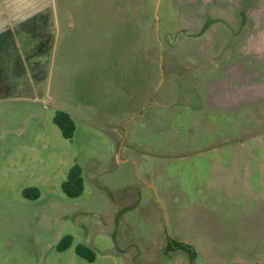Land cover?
<instances>
[{
    "label": "rangeland",
    "instance_id": "obj_1",
    "mask_svg": "<svg viewBox=\"0 0 264 264\" xmlns=\"http://www.w3.org/2000/svg\"><path fill=\"white\" fill-rule=\"evenodd\" d=\"M102 5L0 0L23 56L0 78V264H189L167 237L194 264H264V0H126L124 104L111 37L87 30Z\"/></svg>",
    "mask_w": 264,
    "mask_h": 264
},
{
    "label": "crops",
    "instance_id": "obj_2",
    "mask_svg": "<svg viewBox=\"0 0 264 264\" xmlns=\"http://www.w3.org/2000/svg\"><path fill=\"white\" fill-rule=\"evenodd\" d=\"M104 4L102 7H107L109 9L103 10L105 12V16L103 17H95L90 18L91 25L87 26V30L90 34H99L104 35L106 33L109 34L110 45L114 48V62L117 63V68L120 70L119 76L125 80V85L122 87V103L126 101V0H103ZM66 21L69 25H72V18L68 17ZM65 23V21L61 20L60 23ZM18 42L16 37L11 32H3L0 31V61L3 63L10 64L9 61V53L7 54V49L9 51H13L16 49L17 55L18 51ZM4 54H7L8 57L6 61H4ZM116 68V67H115ZM119 100L118 97H116ZM124 108V107H123ZM80 107L77 104L72 103L71 107L64 106L63 111L67 112L71 118L79 116ZM89 113V111L87 112ZM117 115L121 114L120 112H116ZM123 114V113H122ZM111 129L110 132L112 134L118 135L121 133L122 128L125 126V116L123 114L122 121H117L114 123L108 124ZM177 251V250H176ZM164 252V249H162ZM173 252V251H170ZM177 264V263H175Z\"/></svg>",
    "mask_w": 264,
    "mask_h": 264
},
{
    "label": "trees",
    "instance_id": "obj_3",
    "mask_svg": "<svg viewBox=\"0 0 264 264\" xmlns=\"http://www.w3.org/2000/svg\"><path fill=\"white\" fill-rule=\"evenodd\" d=\"M47 20H44L42 22L45 23ZM11 32V31H8ZM51 41V38H45L44 40L39 42V46H42L43 44H47L48 42ZM16 50V49H13ZM18 62L23 58V56L20 54V52L17 55ZM3 63L0 61V78H4L5 80L8 79L12 73V69L9 67L11 64ZM5 72V74H4ZM5 77H4V75ZM5 85V84H4ZM7 94V93H4ZM53 122L58 126V128L61 131V134L64 138H71L73 131H74V122L71 116L63 111V110H56L53 116ZM63 192L65 193L66 196L68 197H77L78 195L81 194L83 191V178L81 175V169L79 165L74 164L68 172L66 180L62 183L61 185ZM29 190L24 191V195H28ZM35 196L38 194L37 191L34 192ZM72 241L71 235H65L63 236L57 243V249L62 250L67 248ZM76 253L88 260H93V253L92 251L83 246V245H78L76 247ZM175 250H181L184 251L189 259V264H194L196 252L192 246L189 244L182 242V241H175L170 237H167L166 243H165V248L164 252L168 251H175Z\"/></svg>",
    "mask_w": 264,
    "mask_h": 264
}]
</instances>
